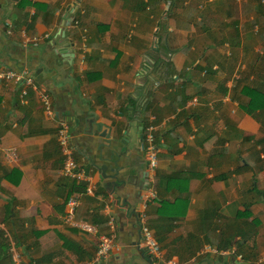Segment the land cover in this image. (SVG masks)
<instances>
[{
    "label": "crops",
    "instance_id": "0c3cea01",
    "mask_svg": "<svg viewBox=\"0 0 264 264\" xmlns=\"http://www.w3.org/2000/svg\"><path fill=\"white\" fill-rule=\"evenodd\" d=\"M0 67L33 77L23 103L0 79V264L10 242L27 264H83L113 233L103 264H264V113L242 93H264L258 0H0ZM60 118L91 194L61 173ZM72 193L93 230L63 221Z\"/></svg>",
    "mask_w": 264,
    "mask_h": 264
},
{
    "label": "built area",
    "instance_id": "2783aa9c",
    "mask_svg": "<svg viewBox=\"0 0 264 264\" xmlns=\"http://www.w3.org/2000/svg\"><path fill=\"white\" fill-rule=\"evenodd\" d=\"M78 22L77 19L74 21ZM40 37L35 36L31 40L33 44H36ZM0 79L6 83H12L14 85L19 86V96L20 101L25 102L27 95V87L32 85L33 77L30 72L26 69L14 70L8 67H0ZM39 101L43 110L47 114L53 113V108L51 104V96L47 91H40L38 94ZM57 142L61 149L63 155L61 173L64 176H67L77 183L86 181L87 176L84 172V168L79 165L74 156H73V146L70 142V127L66 119L60 118L58 120V126L56 129ZM143 148L146 153V163L149 171H153L158 162V143L155 138V125L149 122L144 128L143 135ZM148 179L152 181L151 175H148ZM85 192L88 194L92 193V187L87 182L85 186ZM151 196H154L152 193ZM79 204V198L76 193H72L68 196L66 200V210L63 215V221L68 223L74 227H77L82 230L91 231L94 229V226L90 225L84 221H77L74 218L76 207ZM139 223H140V231L142 235V242L145 246L147 252L150 254L152 258L160 257L161 249L159 243L153 235L152 230L147 225L146 214L142 210L139 214ZM109 224L111 227L114 225L113 221L109 220ZM114 234V233H113ZM113 234H101L99 235L98 242L96 245V249L94 255L87 261L83 262V264H103V261L108 257L110 251L117 246L115 241V236ZM9 252L12 255L14 264H27L23 259V254L20 250L16 248L14 243L10 242L8 245ZM211 250L212 252L218 253L220 252L216 248L206 247L202 250Z\"/></svg>",
    "mask_w": 264,
    "mask_h": 264
},
{
    "label": "trees",
    "instance_id": "16d2710c",
    "mask_svg": "<svg viewBox=\"0 0 264 264\" xmlns=\"http://www.w3.org/2000/svg\"><path fill=\"white\" fill-rule=\"evenodd\" d=\"M259 8L264 9V1L258 0ZM263 11V10H261ZM243 95L248 97L247 106L254 110H258L259 113H264V93L255 87L244 85L242 89ZM144 128V127H143ZM1 246L6 247V244Z\"/></svg>",
    "mask_w": 264,
    "mask_h": 264
},
{
    "label": "water",
    "instance_id": "95a60500",
    "mask_svg": "<svg viewBox=\"0 0 264 264\" xmlns=\"http://www.w3.org/2000/svg\"><path fill=\"white\" fill-rule=\"evenodd\" d=\"M96 124H97V128H99V127L101 126V123H98V122L96 123L95 121L91 123V126H92L93 128H96ZM102 132H103V131H102ZM101 134L106 136V138H107L106 142L110 145V140H111V139H110V131H109V132H106V131H105V133H101ZM105 158L107 159V157H105ZM108 159H110V152H109ZM101 168L104 169L105 166H102ZM117 168H118V167H117ZM114 170H115V171H114ZM111 171H114V173H117V172H118V169H114V168L111 167ZM113 177H115V175H114Z\"/></svg>",
    "mask_w": 264,
    "mask_h": 264
}]
</instances>
